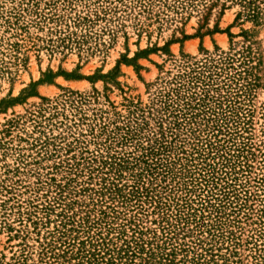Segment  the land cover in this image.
<instances>
[{"label": "rangeland", "instance_id": "rangeland-1", "mask_svg": "<svg viewBox=\"0 0 264 264\" xmlns=\"http://www.w3.org/2000/svg\"><path fill=\"white\" fill-rule=\"evenodd\" d=\"M263 181L264 0H0V264H264Z\"/></svg>", "mask_w": 264, "mask_h": 264}, {"label": "trees", "instance_id": "trees-1", "mask_svg": "<svg viewBox=\"0 0 264 264\" xmlns=\"http://www.w3.org/2000/svg\"><path fill=\"white\" fill-rule=\"evenodd\" d=\"M45 82H48L47 80H42L41 83H45ZM29 96H35L36 93L35 92H30L28 93ZM263 184H264V181H263Z\"/></svg>", "mask_w": 264, "mask_h": 264}]
</instances>
